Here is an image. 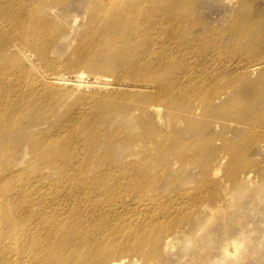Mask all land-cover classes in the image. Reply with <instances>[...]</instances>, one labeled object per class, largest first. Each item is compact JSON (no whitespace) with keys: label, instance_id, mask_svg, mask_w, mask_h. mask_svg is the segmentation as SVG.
<instances>
[{"label":"rangeland","instance_id":"obj_1","mask_svg":"<svg viewBox=\"0 0 264 264\" xmlns=\"http://www.w3.org/2000/svg\"><path fill=\"white\" fill-rule=\"evenodd\" d=\"M175 2L0 0V264H264V0Z\"/></svg>","mask_w":264,"mask_h":264},{"label":"bare ground","instance_id":"obj_2","mask_svg":"<svg viewBox=\"0 0 264 264\" xmlns=\"http://www.w3.org/2000/svg\"><path fill=\"white\" fill-rule=\"evenodd\" d=\"M184 1L185 0H176L175 5L173 7L176 8L177 12L180 11L184 14V13H187L189 11V6H188V4L186 6H184V4H183ZM187 2H189V0H187ZM114 9H115V7H112V9L110 11L111 14H113ZM138 12L140 13L139 10L133 11V7H132V5H130L128 7H125L124 9L119 10V12L115 13L116 16L113 20L108 21L107 23H104V24L107 28L110 27V29H112L114 25L117 26L118 23H121L124 21H129V19L133 16H136V18L139 19ZM131 23L133 24L134 21H132ZM115 31L117 33L124 32L122 37H123V39H126L127 37L134 35L136 33V31H138V30L136 28V23H135L131 28L125 29V26L122 28L116 27ZM124 57L125 56L122 54L116 55V57H114V59H112V62L113 63H119V62L121 63L122 61H124V60H122ZM259 66L261 67L262 65H255L254 68L257 69V68H259ZM10 113H12V112H10ZM263 113H264V111H262L260 114L262 115ZM256 128H264V120L254 122V120L252 119V120L246 121V129L255 130ZM247 132H249V130H247ZM59 241H61V239L55 237L52 239V244H54V246H58V248H60L59 247V243H60ZM69 245L70 244L64 245L61 248V251H68ZM97 246H100V245L98 244ZM236 246H237V243L235 244V241H234L232 243V246L225 247L223 252H222V254H224V257L230 256V255L233 256L235 254V251L238 250V248H236ZM222 257H223V255H222ZM108 258H109L108 255H107V258L104 255H101V256L98 255L97 258L94 259L91 264H115V261H107Z\"/></svg>","mask_w":264,"mask_h":264}]
</instances>
